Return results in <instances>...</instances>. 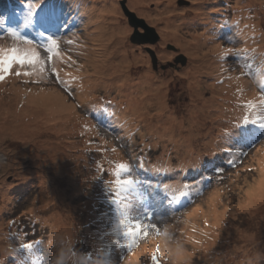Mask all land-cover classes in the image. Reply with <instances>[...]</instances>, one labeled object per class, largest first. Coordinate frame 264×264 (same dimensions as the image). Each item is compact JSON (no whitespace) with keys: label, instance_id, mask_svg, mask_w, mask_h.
Instances as JSON below:
<instances>
[{"label":"rangeland","instance_id":"374dc122","mask_svg":"<svg viewBox=\"0 0 264 264\" xmlns=\"http://www.w3.org/2000/svg\"><path fill=\"white\" fill-rule=\"evenodd\" d=\"M221 1L222 0H143V6L140 8L139 5L134 4L133 0H87V6H92L91 9L95 12V15H91L92 17L90 16L89 20L87 19L88 15L86 13L77 10L81 6L77 5L72 8L69 6L67 0L56 1L61 7L62 12L59 16L55 18L52 17L54 22L61 23L64 22L65 19H68V21L70 20L71 22L67 25L74 29L76 34L81 35L84 31L89 33L86 35L84 33L80 37H71L68 39L73 40L71 44L62 42L60 50L62 53L67 52L70 53V56H73L71 49L73 46L77 47V44H79L84 48L85 52H87V56H89V58H86L85 55L78 57L73 56L72 65L78 68V65H75L77 62H81V65L84 64V68L86 67L90 70V75L95 76L97 82L95 90H97L94 91L93 88H89L84 95L85 103L83 102V98L77 100L81 91H79L76 96L68 94V102L72 103L75 110L74 114L70 117V123L77 124L81 120L79 119L80 115L85 116L86 118H84V120H86L88 124L86 128L93 133L89 141L95 142L96 140L97 143L107 142V144L112 147L111 152H109L108 147L100 151L97 150V153H95L100 159V165L94 166V169L97 168L101 170L103 181L115 179L110 173L120 160H125L127 165H129V169L132 165V178L128 176V173H124L121 179L140 181V175L137 174L135 168L136 163H131L128 157L130 153L134 152V149L129 147L131 144L127 141L140 145H142L141 143L143 142L145 146L142 145L141 147L147 148L155 156L160 153L165 154L162 156L164 160L162 162L165 167L170 164L175 165L179 160H184L181 158L183 153H195L196 156H194V160L186 157L184 161L187 162V166H182L180 169L174 167L175 170L171 173H169L167 167L162 172L160 169L157 170L149 166L148 168L152 170V172L150 173L151 180L148 182L155 190H152L151 193H145L146 191H144L142 187L138 188L139 184L134 186V190H132L130 194H108L106 198H100V201L94 204L95 214L98 216L99 220L94 221L86 215V210L79 204L86 201L88 198L86 191L95 192L93 187L91 190L89 189V183L82 182L84 177L81 175L83 171L79 162L77 166L68 167L69 172H73L69 177L76 181L75 184L68 185L69 188H73V194L72 196H66L64 200L61 201L55 194L50 192L52 188L49 187L48 184L54 183L55 186H66L62 185L59 179H52V171L47 167L49 166L47 161L39 162L38 160L39 158L47 159L45 154L49 152L45 151L44 156L41 155L42 158L40 156L32 158V153L22 152L32 146L30 141L29 143H25L21 138L13 136H6L0 139V157L4 159V161L0 163V200L1 194L6 192L9 185L13 188V190L10 189L11 198L6 197L7 199L5 200L6 205H8V210L5 211L4 214L0 213V257H2L5 252H11L12 248L16 245V243L15 245H9V243L4 244V240L7 242L9 237L2 234L7 221H17L16 225H12V227L15 228L14 232L16 235L30 225L32 227L37 226L39 229L37 233L43 236V240L48 238L55 244L56 248L63 247L56 242V239L59 238L50 234L51 229L49 230V228L43 226L40 220H37L35 216L29 214L30 209L34 214H39L38 217L42 219L52 215L53 211L62 212V214L65 215L69 214V217L74 219L71 221L73 222L72 226L74 231L78 233V237L82 234L81 238L73 239L74 243L71 244V251L76 249L86 252L88 255L92 251L97 252L94 259L87 258V264H95V260L98 258V252L103 253L104 264H130V258L143 247L146 241H151L152 244L157 243L155 245V248L159 247L157 252H163V250L167 252L169 257L168 264H264V231L261 233L258 231L259 228L261 229L264 226L261 213L262 209L259 210L261 207L260 204H256L252 211L241 210V208H239L229 214L223 221L219 222L218 226L217 224L211 226L207 231L213 232L211 239H209L215 243V248L208 251L206 258L201 257V245H203L206 240L202 234L205 232L203 227L206 224L203 223L206 221V217L201 216L197 218V221H185L187 215L192 213L194 209L198 208L199 213H201L204 210L203 208L208 204H214L212 196L215 190L221 193L223 197L226 196L235 199L238 195L237 187L242 186L243 178L246 176L249 181L253 179L254 176L252 175L256 168L255 150L264 142V130L260 128L254 130V133L251 134V136L256 139L251 143L254 144L252 147H250L251 144H245L241 140L242 136L236 131L232 132V136L224 138L223 125L224 123H228V120L222 119V114L216 113L217 108L214 107V103H219L222 106V100L224 101V99L233 102L232 89L230 91L226 90L227 93H225V96H222L221 89L218 88L215 82L214 86L220 89V93L213 95L212 92L208 90V86L203 80L206 79L211 81L215 70L209 76H203V74L195 75L194 71L192 75L189 74V68L194 67L199 62L192 60V63L189 65V61L191 60L189 55L183 52V50L180 51L176 49L172 41H161L160 27L163 25L160 24H164L165 19L157 21V12L161 13L162 16L168 17L184 35L187 34L188 36L189 34H194L199 36L201 34L207 36L208 32L205 33L204 31L206 27L201 25L200 21H208V19H206L207 16L222 17L221 13L223 9L224 22L222 26H224L225 31H223V34L218 33L217 28L220 27L217 26L219 25L210 21V28H208V31L212 33L210 38L214 43H220V45L224 47V53L231 49L233 52H239L240 54H224L219 60H216V56L214 54L211 55V52V58L208 59L207 67L219 66L225 69L222 73V75H226L225 77L231 76L230 74H238L239 77L242 76V78L247 81V84L244 89L238 91L237 102L245 104L247 101H252L257 105L252 111H254L257 116L264 117V109L260 107V97L258 95L262 90L261 83L264 81V63L263 60L255 54L257 53L256 51H259L258 49L260 46L255 50L252 49L253 46L249 47V50L243 47L238 38L247 37L251 34L245 36L244 33L241 34L239 32V29L237 31L234 23L239 24L242 18H239L240 21L232 20L228 11L231 7L230 4L234 6L235 3H245L244 5L247 4V6H250V1L224 0V8ZM49 2L50 0H44L41 10L45 7L46 10H48ZM24 5L21 6L24 7ZM251 6L254 7V5ZM41 10L38 12H44L46 16L44 21L48 26L50 24V20L48 19L49 13L48 11ZM263 10L264 7L261 10L259 8H257V10L255 8L250 9L249 12L255 15V20L247 22L249 27L252 22L258 23L259 27L257 26L256 29L257 33H259L257 35L258 39L256 40H258L260 45L264 42L261 34L262 32L264 36ZM201 11L208 14L204 15ZM193 12L200 13V16L195 20L192 19ZM132 18L135 20L131 21ZM5 23L6 20L0 18V27H3ZM129 25L134 27H129ZM258 28L261 29V31L258 30ZM35 30V32L38 31V29ZM59 32L57 35H59ZM2 40L8 41L1 47L14 43L13 39L6 34ZM33 40L37 41L36 37ZM210 42L207 44L211 45L212 43ZM205 49H202L200 52L207 57ZM164 52L165 54L167 53L166 58L161 56ZM41 55L46 56L47 53L42 52ZM205 56L203 57L205 58ZM92 60H94V62L91 64ZM47 67L48 71L44 74L46 78L41 79L39 77V81L36 82H41V84L44 85L53 84L57 89L67 92V88L73 83L68 86L59 83L57 77L52 73L50 66ZM56 67L60 71L58 63ZM199 68H201L202 71L210 69L204 66ZM242 69L244 74H242ZM195 70L198 71V68ZM12 71L15 72L14 69ZM132 74H136L137 77L130 79ZM164 77L169 78L168 85L157 82L158 79L162 80ZM219 77H221V75ZM17 78H19V76ZM60 79L62 78L60 77ZM191 80L197 81L198 85H204L207 88L199 85L202 91L201 95L203 96L202 105L193 113V121L188 123L186 120H182V116L186 113L184 110L186 104L190 103L188 93L193 88L188 85H190L189 82ZM16 82L20 86H25L27 89L30 88L28 83H24L22 79H17ZM31 83H33V80ZM125 85L126 88L122 89ZM74 86V84L71 86L69 93L75 89ZM159 89H164L165 95L157 98L154 94ZM101 92L118 101L121 99L123 100L124 95L127 93L131 94L133 99L139 100L143 98V106L139 107L141 114L142 111H145L147 113V119H153L154 121L152 123L154 125L153 128L159 125L160 130L155 131L153 128H150V125H147L143 117H139V114L136 115V118L139 117L140 122L132 124L131 120L126 116L127 109H123L121 120H118V117L116 119L113 118L111 124L113 129L102 127V125L93 118L96 113L93 111H89L88 113L85 109L92 107L89 105L91 104L90 98L96 97L97 94ZM210 96L212 97V103H209ZM195 99H198V95L196 94L190 101L193 102ZM158 101L162 103L160 108H158L157 105ZM128 106L131 107V102H129ZM186 108L188 109L189 107L187 106ZM121 109L117 110L118 113H120ZM173 109H175V111L171 113ZM160 117L164 120H160ZM76 127L77 126L73 129L61 130L60 133L55 136L60 138L62 135L65 136V139L69 140L70 143L75 140L77 143H80L81 137L77 135L78 129ZM65 128H67L66 124ZM141 129H143V131ZM176 130L182 135L187 132H192V137L185 140L183 136H179L176 133ZM46 131L47 129L43 130V132ZM121 134H123L126 139L121 138ZM237 140H239L240 143H236ZM229 143L233 144L229 145ZM187 146H192L194 150L183 152V148ZM195 148L199 149V151L195 152ZM225 148H227V151L224 153ZM71 150L72 152H76L80 150V148H73ZM239 152L245 154L243 156L234 155ZM173 153H177V159L174 158ZM223 153L226 155L224 156L225 164L221 166L219 164L223 157ZM208 156L210 158L206 160L207 164H203L201 167L200 172L202 174L200 178L199 176H195L187 180L182 174V171L187 167L189 169H194L193 166L190 165L192 162L194 163L193 165H195L200 163L202 157L207 158ZM109 157L112 159H109ZM230 157L235 160L234 166L230 165L227 161L231 159ZM106 158L109 159V163L113 162L111 168L108 169L110 170L109 173L106 171ZM148 163L152 165L154 161L149 160ZM41 165L43 166L41 167ZM208 165H211V171H216L217 169L223 170L219 174V178L209 179L207 174H203L205 172V167ZM195 168H197L196 171L200 170L199 167ZM156 171H158V173H156ZM97 172L98 171L95 173ZM77 173L81 176L80 184L82 186L80 185L81 187L79 188L77 187L79 183L77 182V175H75ZM22 177H28V179L22 180ZM167 179H171L173 184L175 182L178 183V187H181L185 182L192 183L193 181H198L199 183L196 188L191 191L189 196L181 197L180 200L174 201L176 203L187 201L183 208L174 212L169 210L167 212V214L170 213L169 215L155 220L157 224L156 231L147 239L140 240L136 247L129 249V239L123 235L124 229L120 226L121 216L119 209L126 206L128 216L131 218L132 222L140 219L142 211L145 210L146 203L151 205L155 201L162 199L160 192L163 190H159V188L162 186L164 180ZM145 180L146 179H143V181ZM171 180L165 182V184H172ZM233 180L235 181L233 182ZM17 182H21L19 187L16 185ZM110 188L111 186L107 187V191ZM197 189L201 190L197 191ZM244 190L243 186L241 190L242 193ZM157 191L159 193H156ZM105 192L104 190L103 193ZM175 195L176 193L173 194L172 197H164V202L168 198L174 199ZM209 195L211 196L210 200H208ZM113 201L116 202L114 203ZM164 210L167 209L164 208L162 211ZM233 219H235L236 222H234ZM233 225L237 227L231 228ZM242 229L246 231L250 229L254 237L243 236V233H241ZM103 234L110 236L112 242L101 240L104 239ZM99 243L105 251L100 248H95ZM259 245H261L263 249H257ZM10 246L11 248L8 249ZM179 246L187 249L192 254H187L185 257H182V253L179 252V254L173 258V251L175 249L180 250ZM57 254L58 251L53 249L51 253L52 259ZM234 256H237V259H228ZM144 264L146 263L144 262Z\"/></svg>","mask_w":264,"mask_h":264},{"label":"bare ground","instance_id":"6f19581e","mask_svg":"<svg viewBox=\"0 0 264 264\" xmlns=\"http://www.w3.org/2000/svg\"><path fill=\"white\" fill-rule=\"evenodd\" d=\"M57 1V0H56ZM135 5H139L140 8L143 6L142 1L143 0H133ZM239 1V0H238ZM250 1V6L244 5L243 3H235L234 6L230 4V10L226 9L230 13V17H232V20L240 21L239 18H242V21L240 23H234L235 27L237 28V31L239 29V32L241 34H245L247 37H240L238 40L243 45V47L246 48V50H249V47L253 46V50L258 48L259 51H256L257 54L264 63V42L260 45L258 40V33H257V26L259 27L258 23L252 22V24L249 25L247 22L255 20V15L250 14V9H256L259 8L260 10L264 7V0H247V2ZM68 2V0H67ZM98 2V1H97ZM87 0H78L77 5L81 6L77 10L79 12H84L88 15V20L90 16H94L95 12L92 10V6H87ZM222 6L224 5V0L221 1ZM76 5V6H77ZM251 5H254L252 7ZM258 5V7H257ZM84 6V7H83ZM247 6V7H246ZM86 7V8H85ZM90 7V8H89ZM224 8V6H223ZM91 12V13H90ZM264 12V10H263ZM204 15H207L208 13L201 11ZM206 13V14H205ZM192 19H197L200 16V13L193 12ZM222 17H215V16H207L206 19L208 21L201 20L200 24L204 25L206 27L205 33L208 32L207 36L199 35L196 36L194 34H189L187 36L183 34V32L174 25V23L169 20L168 17L162 16L161 13L157 12L156 19L162 20L165 19V23L160 24L163 25L160 27L161 32V41L170 40L174 43V46L176 49H179L180 51L183 50L187 55L190 56L191 62L189 61V65L192 63V60L198 61L199 63L195 65L194 67H190L188 70V73L192 75V72L194 71L196 74H203V76H209L214 70V76L211 78V81L203 80L204 83L208 86V90L212 92L213 95H217L220 93V89L222 92V96H225L226 90L230 91L232 89L233 94V102H229L227 99L222 100V106L219 103H214V107L217 108L218 114H222V119L228 120V123H224V134L228 132L229 127L232 125H235L238 121L242 120L245 115H251L248 109L244 108L242 103L237 102V93L239 90L244 89L247 81L242 78V76H238V74H230L231 76L225 77L222 73L225 71V69H222L219 66L215 67H207L208 66V59L211 58V55L216 56V60H219L222 56H224L225 49L223 46L220 45V43H214L212 39L210 38L211 32L208 31V28H210V21H213L214 23H217L220 28H217L218 33L223 34V31H225V28L223 25L224 22V10L222 9L221 13ZM91 16V17H92ZM33 19V18H29ZM42 20V19H41ZM40 21V20H39ZM257 24V25H256ZM24 28L23 26H21ZM256 29V30H255ZM258 30L261 31V29L258 28ZM89 34L85 31V35ZM262 37L264 39L263 33L261 32ZM31 37H35L33 33H30ZM159 36V35H158ZM209 40V41H206ZM256 40V41H255ZM211 41V42H210ZM212 43L211 45H208L207 43ZM14 43H10L7 46L4 47H11ZM263 47V48H262ZM206 48V49H205ZM202 49L206 50L207 57L200 52ZM212 52V53H211ZM211 53V55H210ZM70 53L64 52V60L66 62H62L61 60L55 61V67L58 63V66L60 67V71L57 69V72L60 76H65V80L67 82L73 83L75 86V89L71 92L72 96L78 95V92L81 91L78 95V99L83 98L86 92L89 90V88L95 89L97 86L96 78L93 75H90V70L88 68H84V64H78V68H76L71 63H68L67 61L70 59ZM91 54V53H89ZM230 55V54H229ZM162 57L166 58L167 53L165 52L161 54ZM205 56V58L203 57ZM86 58H89V56L85 55ZM94 62V60L91 61ZM222 65V63H221ZM201 66H204L206 68H210L209 70L202 71ZM198 68V71L195 69ZM259 69V68H258ZM15 72L17 69H14ZM30 71L29 69H27ZM257 70V68H256ZM14 71L4 74V79L0 80V139L6 137V136H13V137H19L21 140H23L25 143H29V141L32 143V146L29 147L27 150L22 151L23 153H32L31 157L36 158L35 156H40L45 154V157L47 159H38L39 162L47 161L49 163L48 168L52 171V179H59L62 185H65L66 187L61 186H55L54 183H49L48 186L51 187V193L55 194L59 200L63 201L66 196H72L73 194V188H69L68 185L75 184L76 181L73 180L71 177H69L73 172H69L68 167L70 166H77V163L81 164L83 173L81 174L84 179L82 182L89 183V189L93 187L94 193L91 191L87 192V199L86 201H83L82 203H79L84 210H86V215L91 218L94 221H98L99 218L95 214V202L100 199V192L104 191V188L107 187V185L103 182L102 179V172L100 169H94V166L100 165V159L97 156V150L106 149L110 147L107 142H99L95 140V142H90L91 135L93 134L90 132L89 129H87V121L84 120L83 116L81 120L77 124H71L70 123V117L72 114H74V106L72 103L68 102V92H65L64 90L57 89L55 85L48 84V85H31L32 88H25V86H20L17 84L16 79L18 75L15 74ZM20 72L22 73V70L20 69ZM207 73V74H206ZM76 75V77H74ZM147 75V74H146ZM221 75V77H219ZM255 76V75H254ZM24 77H29L25 76ZM39 77V76H38ZM136 74H132L130 76V79H134ZM124 80V79H123ZM169 78H165L162 80H157V82H160L161 84H167ZM218 86L216 88L214 85ZM189 87L193 88L188 90L189 94V102L187 106L188 109L185 108L184 110L186 113L182 116V120H186L188 123L193 121V113L195 110H197L201 105L203 101V96L201 95V87L199 88L198 82L191 80ZM83 85V86H82ZM204 88V85H200ZM126 85L122 88L125 89ZM140 91V90H139ZM198 95V99L195 101H190L194 96ZM165 95V90H158L154 96L160 97ZM243 95V94H242ZM67 96V97H66ZM211 96L209 98V103H212ZM186 99V96H185ZM80 101V100H79ZM124 101V102H123ZM235 101V102H234ZM129 102H131V107L128 106ZM94 106L99 105L97 102L93 100ZM161 101H158L157 105L158 108H160ZM143 106V98L141 99H133L131 94H125L124 99L120 101H116L112 104H105L103 106L95 107L96 114H100V118L102 120H105L109 117H115L114 114H118V120H121V114L123 112V109H127L126 116L129 120L135 122H140L139 117H143V119L147 122V125H150V128H153L154 125L152 124L154 121L153 119H147V113L145 111L139 110V107ZM186 106V107H187ZM104 107V108H101ZM114 107V108H113ZM146 107V106H145ZM122 108V109H121ZM115 109V110H114ZM120 110V113H118L117 110ZM114 110V111H113ZM89 111V110H88ZM108 111H112L111 114ZM175 109L172 110L171 113H173ZM252 111V110H251ZM254 112V111H252ZM255 113V112H254ZM110 114V115H109ZM139 114V117L136 118V115ZM175 114V113H174ZM108 115V116H107ZM158 117V116H157ZM160 120H164L162 117L159 118ZM86 122V123H85ZM70 123V124H69ZM65 124L66 127L65 128ZM75 126L78 129V136L81 137L80 143H77L75 140L74 142L70 143L69 140L65 139V136H60L58 138L55 136L56 134L60 133L61 130L64 129H73ZM178 127V126H177ZM46 132H43V130H46ZM155 131L160 130V126H156L153 128ZM50 130V131H48ZM143 131V129H141ZM256 130L255 126H245V127H239L233 129V131H236L238 134H240L242 137H248V135H251V133ZM232 131V132H233ZM150 132V131H148ZM232 132L229 134V136H232ZM176 133L179 136H183L185 140H187L189 137H192V132H187L186 134L182 135L179 134V131L176 130ZM228 136V137H229ZM90 138V139H89ZM22 141V142H23ZM231 145V143H229ZM35 148V149H34ZM73 148H80V150H77L76 152H72L71 149ZM190 150H194L192 146H187L183 148V152H190ZM94 151V152H92ZM199 149L195 148V152H198ZM35 153V155H34ZM163 155V154H162ZM198 155V153H197ZM3 156V155H2ZM195 153H183L182 159L185 160V158L193 159L194 160ZM207 158H201V160L209 159ZM255 159H256V168L252 176L253 179L251 181L248 180V178L245 176L243 178V184L242 186H238V195L234 198L226 197L219 193L217 190L213 191L214 195L213 201L214 204H208L204 210L201 213V216L206 217V221L203 224H206L203 227V230L207 227H211L214 224L219 225V222L223 221L229 214H231L233 211L241 208V210H249L252 211L256 204H260L261 207L259 210H261L262 217L264 220V142L262 145L257 147L255 150ZM109 159L106 158L105 161H108ZM228 159L227 161H229ZM4 159L0 157V163L3 162ZM119 163H124L123 160H120ZM178 163H182L183 165L186 163V161H180ZM125 164V163H124ZM113 165V162H110L107 164V173L110 172L111 166ZM157 165V164H156ZM182 165V166H183ZM181 167V165H180ZM98 171L97 173H95ZM50 172V171H48ZM76 173V172H74ZM77 175V187H81V176L80 174ZM22 180L28 179L25 177H22ZM151 180V179H150ZM235 180H233L234 182ZM22 182V181H21ZM21 182H17L16 185L18 187L21 185ZM65 183V184H64ZM81 185V186H80ZM244 186V192L242 193V188ZM10 189L13 190V188L9 185L8 189L5 193L1 194V200H0V213L4 214L5 211L8 210L5 200L7 198H11ZM81 189V188H80ZM79 189V190H80ZM7 197V198H6ZM211 196L209 195L208 200H210ZM235 200V201H234ZM241 204V205H240ZM58 205V204H57ZM56 205V206H57ZM74 212V211H73ZM29 214L32 216H35L37 220H40L43 226H46L49 228L50 234L54 235L55 237L59 238L56 239V242L61 244L63 247L60 248L61 251L65 252V264L70 263L67 261V257L71 253V243L73 239L81 238L82 234L79 235L74 231L73 228V222H71L72 218L69 217V214L65 215L62 214V212H55L53 211V214L44 217L43 219L41 217H38L39 214H34L29 209ZM199 216L198 208L194 209L192 213L187 215L185 218V221H197V218ZM234 222H236L235 219H233ZM10 224V225H9ZM17 221H7L6 227L3 231L4 236H9L8 241L6 242L4 240V244L9 243V245H15L16 242V234L14 232L15 228L12 227V225H16ZM201 224V223H199ZM9 225V226H8ZM236 225H233L231 228H236ZM259 233L264 231L263 228L258 229ZM204 233V232H203ZM241 233H243V236H249L254 237L253 232L251 230H241ZM104 239H101L103 241H111L112 238L106 234H103ZM208 236V235H207ZM71 239V240H70ZM82 244V243H81ZM179 252L182 253V257H185L187 254H192L190 251H188L185 248H182L181 246ZM11 246L8 248L10 249ZM201 257L206 258V255L208 251L213 250L215 248V243L212 241H208L205 245H201ZM7 249V250H8ZM257 249H263L261 245L257 246ZM149 250L147 249V245L144 247H141L137 252L133 254V256L130 258V264H144L146 263L147 257H148ZM178 254V250L173 251V258H175ZM3 257V256H2ZM57 257V256H56ZM56 257L53 258L55 261ZM79 258V254H78ZM229 260H235L237 259V256L228 258Z\"/></svg>","mask_w":264,"mask_h":264},{"label":"snow or ice","instance_id":"6c2138e0","mask_svg":"<svg viewBox=\"0 0 264 264\" xmlns=\"http://www.w3.org/2000/svg\"><path fill=\"white\" fill-rule=\"evenodd\" d=\"M78 3V0H68V4L70 7L74 8ZM44 4V0H26L25 8L28 12L29 18L35 16L39 10H41L42 5ZM49 15L53 18L59 16L62 12L61 7L56 3V0H50V4L48 6ZM65 27H67L65 25ZM129 27H134L129 25ZM4 33L11 37L14 41L13 46L11 47H0V80L4 79V74H8L12 72L13 69H17L15 72L16 75H20V69H29L30 71H24L23 75H38L41 79H45V73L48 71V67L50 66L51 71L54 75H56L59 83L67 86V81L60 79L59 73L55 67V61L61 60L62 62H66L64 60L63 53L60 50V44L62 42H66L68 44L73 43V40H65V36L67 34L75 35L72 33V30L64 32L61 29L60 35L54 34H46L41 33V39L38 41H34L29 39L28 37L22 35L20 32L15 29H7ZM47 53L46 56L41 55V53ZM239 55V52H233V50L229 49L225 53ZM242 74L243 69H242ZM262 90L259 92L260 97V107L264 109V81L261 83ZM244 108L248 109L251 115H245L242 120L238 121L235 125L229 127L228 132L225 133L224 138L229 136V134L235 128L245 127V126H255L264 130V117L257 116L251 110L256 108L257 105L252 101H247L244 105ZM245 153L239 152L234 155L243 156ZM230 165L235 164L234 159H230L228 161ZM194 166V170H196ZM129 171V165L124 163H118L114 166V169L111 171V175L115 177V179L111 181H105V184H110L112 187L108 189L109 192L115 191L117 194L120 193H128L131 190H134L135 185H139L140 181H134L132 179H121L122 173H127ZM217 176L223 171L222 169H217ZM198 181H193L192 183L185 182L183 185L176 189H171L169 184H164L163 189L165 191H173L176 193L174 196L175 200H179L181 197L189 196L191 191L196 188ZM149 189L153 186L148 185ZM201 189H197L200 191ZM143 198V197H142ZM114 203L116 201H113ZM121 220L120 226L124 229L123 235L129 239L128 248L132 249L137 246L138 242L143 239H147L150 235H152L156 229L157 224L155 220L159 219L158 216H154L150 211L145 209L143 215L140 219L132 222L131 218L128 216L127 207H121L119 209ZM33 247L30 243H21L20 248H23L25 251L30 250ZM158 251V250H157ZM179 254V250H178ZM151 260L153 264H158L157 252L154 251L151 254ZM0 264H3V261H0Z\"/></svg>","mask_w":264,"mask_h":264},{"label":"clouds","instance_id":"9594fccd","mask_svg":"<svg viewBox=\"0 0 264 264\" xmlns=\"http://www.w3.org/2000/svg\"><path fill=\"white\" fill-rule=\"evenodd\" d=\"M87 253L79 254V264H87ZM54 264H65V252L61 253L56 257ZM95 264H104L103 253L98 252V258L95 260Z\"/></svg>","mask_w":264,"mask_h":264},{"label":"water","instance_id":"95a60500","mask_svg":"<svg viewBox=\"0 0 264 264\" xmlns=\"http://www.w3.org/2000/svg\"><path fill=\"white\" fill-rule=\"evenodd\" d=\"M125 11V10H124ZM133 14V13H132ZM132 14H129V15H132ZM133 20H135L134 18H132V20L131 21H133ZM151 35V34H150Z\"/></svg>","mask_w":264,"mask_h":264},{"label":"trees","instance_id":"16d2710c","mask_svg":"<svg viewBox=\"0 0 264 264\" xmlns=\"http://www.w3.org/2000/svg\"><path fill=\"white\" fill-rule=\"evenodd\" d=\"M43 165H41V167H42ZM48 167V166H47ZM47 167H46V169H47Z\"/></svg>","mask_w":264,"mask_h":264}]
</instances>
